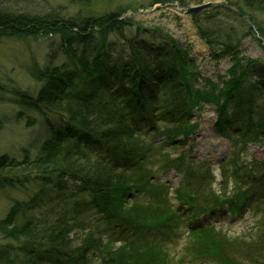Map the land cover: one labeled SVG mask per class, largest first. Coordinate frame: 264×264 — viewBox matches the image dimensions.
Returning a JSON list of instances; mask_svg holds the SVG:
<instances>
[{
  "label": "trees",
  "instance_id": "16d2710c",
  "mask_svg": "<svg viewBox=\"0 0 264 264\" xmlns=\"http://www.w3.org/2000/svg\"><path fill=\"white\" fill-rule=\"evenodd\" d=\"M132 1L101 16L0 5V40L60 39L44 64L27 68L37 88L12 91L17 116L38 113L43 125L33 131L32 155L0 154V188L27 181L35 187L0 218V264H167L171 257L155 236L182 223L193 241L214 245L207 256L216 264H264V217L248 235L258 241L243 233L229 240L227 230L209 225L235 222L247 208L264 213V159L247 158L252 146L264 149V61L239 55L252 27L239 35L231 25L203 29L192 17L210 58L232 63L217 83L205 79L200 88L195 61L178 42L120 17L156 4L189 8L217 0ZM219 1L224 7L215 9L226 20L241 19L227 8L234 7L264 39V0ZM202 103L214 106V131L228 143L219 193L209 162L184 149ZM35 123L27 116V127ZM149 161L160 173L141 165ZM171 171L180 175L177 206L164 179ZM224 245L235 247L231 255L221 253Z\"/></svg>",
  "mask_w": 264,
  "mask_h": 264
},
{
  "label": "rangeland",
  "instance_id": "374dc122",
  "mask_svg": "<svg viewBox=\"0 0 264 264\" xmlns=\"http://www.w3.org/2000/svg\"><path fill=\"white\" fill-rule=\"evenodd\" d=\"M128 1L131 2L132 0H114L109 2L108 0H87L84 5H82L83 3L79 5L72 0H0V5L15 11H30L42 14L58 12L64 16H75L77 14L86 16L91 13L100 14L111 11L115 9L114 7L116 6L120 7V5L127 4ZM134 1L137 0H133L132 2ZM216 2L220 3L219 1ZM130 11L132 10L127 12L126 17L130 19L135 26L144 29L153 28L155 26L157 29H160L163 34L176 40L182 47H185L188 55H191L198 64V68L203 66L202 72L205 76H209L213 72L222 73L225 68L230 66L227 58L221 60L222 64L220 65V69L216 67V69L213 70V67L203 63L209 52L208 47L199 37L196 26L191 21V17L184 15L183 11H178L175 6L156 8V11L153 10V8ZM159 15H168V18L161 19L158 18ZM199 15L200 16H197V22L203 29L219 31V29L223 30L225 25H231L234 26L239 35H242L245 33L247 27L250 26L246 18H239L236 20V18L234 19L233 17L231 21H228L223 17L224 14L221 11L218 12L216 9L213 10L212 8L207 11H202ZM59 40L60 39L55 36L27 40L12 38H3L0 40V154L5 153L9 157H14L16 159H22L25 150L31 155L33 154L34 147L32 146L33 142H35V133L33 131L37 132V130L40 129V125H43L42 119L38 113L29 110H24V116L19 118L16 114L19 108L10 103L13 101L12 91L13 89L25 90L37 88V84L27 73V68L32 63H37L40 66L44 64L48 58L46 55L48 50L52 47H57L56 44L59 43ZM239 55L245 59L263 60V41L254 33L242 37ZM27 116L35 118V125L26 126ZM48 117L55 122L58 121L55 115H49ZM204 123L209 124L207 120L203 121L201 124L203 125L201 136L197 142L194 143V138L191 139L192 152H190V155L195 153V149H201L202 153L205 152L204 156L207 157L203 158L202 155H197L195 153V158L208 160L211 163V167L213 168L212 189L219 193L221 191L219 185L220 180L223 179L221 167L228 158V155H226L227 143L224 139H219L217 136L213 135L210 130L205 128ZM203 133L204 135H202ZM41 137H43L42 133L36 134V139L39 140ZM190 146L191 144L187 147ZM187 147H185V149H187ZM217 149L224 150L225 154L221 153V151L216 153ZM251 157H256L258 160L264 159V150L256 146L251 147L247 153L248 160ZM221 160H223L222 163L220 162ZM141 165L153 170L154 174L160 173L150 161ZM169 175V180L167 181L169 182V189L171 191L179 184L180 175L175 172H171ZM32 177L31 175L28 179L31 180ZM230 182H232L231 179ZM230 187L231 183L229 188ZM34 190L35 187L30 181L25 182L23 186H5L0 188V218L6 214L14 199L25 200ZM171 196H173V194L168 195L169 198ZM170 202L172 205L177 206L174 199H171ZM261 209H264V206H261ZM248 210L247 208V211L242 214V218H239L238 221L232 222L223 219L222 222H216L214 219L212 223L216 225L215 229L217 230L219 228L227 230V237L229 240H233L242 233L248 237V235L254 231V229H250L253 223L260 217H264V213L261 210L259 211L257 207L252 208L250 211ZM225 211L226 208L222 210V212ZM222 212H216V217L221 219ZM193 238L194 235L186 231L183 223L178 224L177 227L171 228L169 233L163 232L155 236V239H159V241L162 240V244L166 247L171 257L167 264H216V262L211 260V255L207 256L214 245L208 244V240L205 238L201 240L194 239V241ZM248 239L255 241L259 240L256 234H254L253 237H248ZM233 249H235L234 246L230 247L224 245V248H220L219 250L222 254L231 255ZM200 253H206V256H199Z\"/></svg>",
  "mask_w": 264,
  "mask_h": 264
},
{
  "label": "bare ground",
  "instance_id": "6f19581e",
  "mask_svg": "<svg viewBox=\"0 0 264 264\" xmlns=\"http://www.w3.org/2000/svg\"><path fill=\"white\" fill-rule=\"evenodd\" d=\"M115 1H117V0H115ZM217 1H219V0H217ZM128 2H130V1H128ZM128 4H125V5H120V7H126ZM174 5H176V4H174ZM224 4L222 3V5H221V7L223 6ZM166 6H170V5H166ZM120 7H114V8H120ZM224 7V6H223ZM229 10H231L232 12H234V13H236V14H238V15H240V17L241 18H246L245 17V15H243V14H241L236 8H234V7H227ZM113 10H115V9H113ZM113 10H111V11H113ZM222 10V9H221ZM127 12H128V10L126 11V12H124V13H122V15H121V17H120V19H122V20H127L128 18L126 17V14H127ZM130 12H132V11H130ZM89 15H93V13H91V14H89ZM96 15H99V16H101V15H103V13H100V14H96ZM87 16V15H86ZM31 78V77H30ZM32 79V78H31ZM13 90H15V91H18L19 89H13ZM206 143H207V141H206ZM205 145V144H204ZM208 145V144H207ZM209 146V145H208ZM217 151H219V150H217Z\"/></svg>",
  "mask_w": 264,
  "mask_h": 264
},
{
  "label": "water",
  "instance_id": "95a60500",
  "mask_svg": "<svg viewBox=\"0 0 264 264\" xmlns=\"http://www.w3.org/2000/svg\"><path fill=\"white\" fill-rule=\"evenodd\" d=\"M212 6H213V4L208 2V3H205V4L199 5V6L190 7L188 9H185L184 14L185 15L197 14L200 11H202L204 9H207L209 7H212Z\"/></svg>",
  "mask_w": 264,
  "mask_h": 264
}]
</instances>
